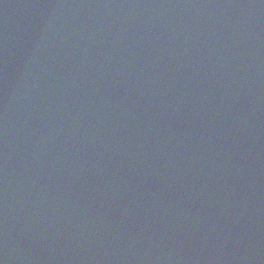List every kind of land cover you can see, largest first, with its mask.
Listing matches in <instances>:
<instances>
[{
  "label": "water",
  "instance_id": "95a60500",
  "mask_svg": "<svg viewBox=\"0 0 264 264\" xmlns=\"http://www.w3.org/2000/svg\"><path fill=\"white\" fill-rule=\"evenodd\" d=\"M0 264H264V0H0Z\"/></svg>",
  "mask_w": 264,
  "mask_h": 264
}]
</instances>
